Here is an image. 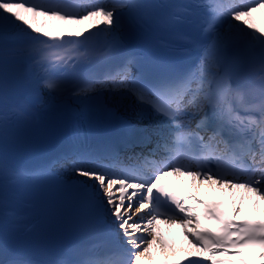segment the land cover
I'll use <instances>...</instances> for the list:
<instances>
[{"label": "snow or ice", "instance_id": "obj_1", "mask_svg": "<svg viewBox=\"0 0 264 264\" xmlns=\"http://www.w3.org/2000/svg\"><path fill=\"white\" fill-rule=\"evenodd\" d=\"M136 6L131 0H93L87 7L62 0H0V42L11 37L23 43L30 71L35 73V99L41 89L56 94L71 90L78 97L108 92L133 98L142 114L159 118L155 147L147 156L138 155L132 165L105 164L84 154L72 156V170L93 182L98 205L113 218L124 241L119 251L55 264H155L152 245L166 247L156 227L162 217L180 223L196 251L160 264H257L231 259L243 257L245 248H258V264H264V218L246 215L237 220L240 205L233 203L229 211L222 207L223 201L181 195L176 185L161 183L170 174L188 175L202 183L242 188L264 200V18L258 27L253 15L264 12V0H208L209 15L201 29L207 39L183 38L189 45L181 50L183 54L191 49L200 53L193 66L149 75L139 58L128 53L98 75L70 80L77 67L116 55L117 47L123 46L121 39H114L99 54L90 42L100 35L119 37L124 9ZM96 18L87 29L60 30L57 25L52 30L49 25L52 19L79 25ZM238 43L247 55L228 57V50ZM257 58L254 87L234 84L242 64ZM142 139L150 141L147 135ZM161 200L169 204V210L161 208ZM190 200L203 205L204 218L218 227H200V213ZM134 202L138 207L133 208ZM193 220L196 227L189 232ZM0 264L42 262L20 255L8 258L0 250Z\"/></svg>", "mask_w": 264, "mask_h": 264}, {"label": "bare ground", "instance_id": "obj_2", "mask_svg": "<svg viewBox=\"0 0 264 264\" xmlns=\"http://www.w3.org/2000/svg\"><path fill=\"white\" fill-rule=\"evenodd\" d=\"M256 19L255 23L257 26H261L262 18H264V12H258L253 14ZM43 19V18H41ZM97 19L93 20H84L81 24H71L69 25L65 21H57V20H49V25L52 30L56 29V26L59 25L60 30H68L69 28L75 30L77 28L87 29L91 24H95ZM101 27H103L101 25ZM227 24L225 25V28ZM106 37L105 35H100ZM114 39V37H107ZM117 38V37H115ZM7 40L15 41L11 37ZM99 94H105L106 103L110 106L121 118L126 120L132 128L137 131H152L155 132L157 128V120L158 117H153L147 114H142L140 107L136 104L135 100L131 97L123 98L120 96L113 95L108 92H100ZM90 94L87 96H72L70 100L76 104L77 106L84 105L89 100ZM31 99L33 103L38 108H49L54 104H64L68 98L64 96L53 95L49 92H42L39 94V99H35V96L32 95ZM150 142H146L142 149L149 146ZM60 175L63 177H72L74 179L82 180L86 182L95 192V188L93 182L87 180L86 178L80 177L75 174L74 171L66 170L60 172ZM165 177H174L178 178L182 181L187 182L194 194L201 199H213L215 196L220 195L229 201V203L233 206V203L240 205L241 212L238 216L249 215V216H257L264 217V200H261L254 193H248L242 188H232L229 189L226 186L217 185L215 183H211L207 180H204L203 183L199 178H193L188 175H168ZM138 207V203L133 204V208ZM106 219L109 221V224L112 227L114 235L123 244L124 237L120 233L119 228L113 222V218L106 213ZM200 227H206L204 224L199 223ZM157 232L160 237H162L163 241L166 244V247L162 248L159 243H154L152 245V257L151 260L155 261L157 259H168L172 257H176L179 255L185 256L189 252H194L196 249L193 246V243L190 241V237L185 234V228L180 223H169L165 221V218H161L160 221L156 225ZM195 221L189 223L188 231L195 230ZM252 258H260L259 256H252ZM148 258H146V261Z\"/></svg>", "mask_w": 264, "mask_h": 264}]
</instances>
